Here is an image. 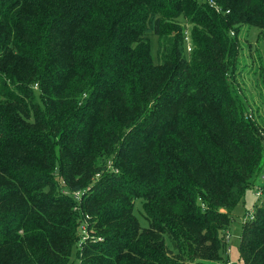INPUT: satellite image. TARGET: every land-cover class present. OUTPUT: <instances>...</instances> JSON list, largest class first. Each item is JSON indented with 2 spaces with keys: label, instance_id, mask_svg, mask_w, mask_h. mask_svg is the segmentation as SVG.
<instances>
[{
  "label": "trees",
  "instance_id": "trees-1",
  "mask_svg": "<svg viewBox=\"0 0 264 264\" xmlns=\"http://www.w3.org/2000/svg\"><path fill=\"white\" fill-rule=\"evenodd\" d=\"M241 26L264 31V0H0V264L225 254L264 168L234 84ZM260 189L242 264H264Z\"/></svg>",
  "mask_w": 264,
  "mask_h": 264
},
{
  "label": "rangeland",
  "instance_id": "rangeland-1",
  "mask_svg": "<svg viewBox=\"0 0 264 264\" xmlns=\"http://www.w3.org/2000/svg\"><path fill=\"white\" fill-rule=\"evenodd\" d=\"M181 24L184 27L185 42L188 47L189 39L188 32L190 26L185 23L184 20L180 19ZM240 42L239 50L237 53V61L235 68V77L234 81L236 85L242 88L241 95L244 97L245 101L252 105L253 109V118L259 120L264 127V87L260 83V79L257 75H254V70L258 69L259 61L255 53L260 55V59L264 64V31L246 28L241 26L239 29ZM156 48V40L152 38V53L154 54ZM253 59V61H252ZM243 70V71H242ZM259 70V69H258ZM240 71V73H239ZM242 71V72H241ZM256 82H259L258 84ZM261 177V178H260ZM260 178V180H259ZM264 180V168L262 173L257 177L259 185L262 184ZM256 188H251L245 192L243 201H241L232 211L231 217L232 221L227 233L230 235L227 246L229 247V252L225 248V254L222 253L219 259L213 262V264H225L227 260V255L229 261L234 264H242V261H238L237 247L239 244V237L242 230L243 222L248 220L252 215L254 202L256 203L255 197ZM139 206V204H138ZM85 222H81L78 227V233L81 238L88 237V234L85 230ZM144 226V223H142ZM226 257V258H225Z\"/></svg>",
  "mask_w": 264,
  "mask_h": 264
},
{
  "label": "built area",
  "instance_id": "built-area-1",
  "mask_svg": "<svg viewBox=\"0 0 264 264\" xmlns=\"http://www.w3.org/2000/svg\"><path fill=\"white\" fill-rule=\"evenodd\" d=\"M210 6L211 7H213L217 12H219L220 11V9L213 3V2H211L210 1ZM188 50H189V45H188ZM262 185H264V180H263V182H262V184L260 185V186H262ZM260 186L257 188V190H256V193H255V195H256V197H259L260 195H261V189H260ZM249 218H251V216L249 217ZM229 234L228 233H226V239L227 240H229ZM227 250H228V252H229V248H227ZM226 261V263L225 264H234L233 262H231V261H229V259H227V260H225Z\"/></svg>",
  "mask_w": 264,
  "mask_h": 264
}]
</instances>
